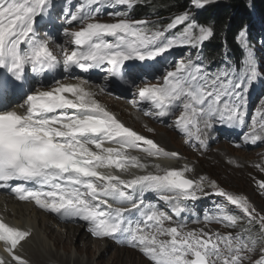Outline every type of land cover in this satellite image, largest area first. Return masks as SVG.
<instances>
[{
  "label": "snow or ice",
  "instance_id": "6c2138e0",
  "mask_svg": "<svg viewBox=\"0 0 264 264\" xmlns=\"http://www.w3.org/2000/svg\"><path fill=\"white\" fill-rule=\"evenodd\" d=\"M135 2L84 0L69 13L67 22H78L81 27L64 31L66 42L74 47L60 48L61 60L49 47L50 42L37 35L35 27L37 18L48 13L51 0H0V95L22 89L27 69L43 73L61 64L64 73L73 68L82 72L100 69L113 77L127 76L135 85L140 65L163 57L176 46L196 47L214 35L211 27L189 22L188 11L177 15L163 30L149 28L145 20L127 18L122 11L111 14L123 17L114 23L98 22L99 5L130 9ZM191 2L199 9L208 0ZM186 22L177 36L166 35ZM237 39L246 49L242 70L222 69L210 74L191 58L174 62L162 83L137 89L140 101L151 109L145 115L165 118L182 109L175 127L189 137L195 128L197 140L200 121L205 128L211 127L214 118L229 126L243 125L242 94L260 78V73L246 41V30H241ZM130 61L138 63L129 66ZM85 83L66 85L56 81L47 90H30L20 106L25 109L22 113L0 108V188H10L20 201L33 202L46 212L83 221L94 237L124 238L138 247L151 264H244L256 251L257 243L260 258L255 264H264V216L257 218L246 198L219 188L215 182L209 183L214 194L247 216L250 223L258 224L259 237L252 238V229H245V236L184 231L179 225L165 227L171 217L155 206L145 205L144 194L155 193L179 215L184 211L179 201L208 194L205 178H186L190 171L187 167L178 170L153 165L155 171H147L150 165L129 155V150L139 149L148 157L162 159H178L179 154L166 152L153 140L124 126L83 87ZM257 115L259 120L252 118L251 130L243 137L246 143L264 138V114L258 110ZM106 143L111 146L105 147ZM101 168H135L144 174L125 180L98 171ZM258 186L264 190V181ZM132 212L139 213V219L126 217ZM214 219L226 227L238 224V216L231 211L220 210ZM30 235L0 221V242L15 264H27L15 250Z\"/></svg>",
  "mask_w": 264,
  "mask_h": 264
},
{
  "label": "rangeland",
  "instance_id": "374dc122",
  "mask_svg": "<svg viewBox=\"0 0 264 264\" xmlns=\"http://www.w3.org/2000/svg\"><path fill=\"white\" fill-rule=\"evenodd\" d=\"M69 1H71V0H51L50 7L54 6V8H49V9L58 10V9H55V7H57V5L61 6L62 4H65L66 2H69ZM72 1L82 3L84 0H72ZM213 1L214 0H208L207 3L213 2ZM113 7H115V6H113ZM117 7H119V10H122V9L125 10L127 8V6H117ZM191 7H193L192 2H191ZM110 8L111 7H107L104 11H102L104 13V15H102L101 18H97L98 22L114 23L118 19L123 18V17H115V16L111 15L112 13H114L116 11L111 10ZM193 9H197V8L193 7ZM117 10H118V8H117ZM167 24H169V22L161 23V30H163L167 26ZM68 27H73V28L79 27V28H77L79 30L81 25L71 23L68 26H66L65 28H68ZM61 33H63V31H61ZM37 34L39 35V32H37ZM166 35L169 38H172L174 36H177L178 33L174 28V29L169 30L166 33ZM106 39H111V38L109 37ZM50 41H52L54 43V40L51 39ZM199 45L200 44H198L196 47H193L191 45L176 46V47L172 48L169 52L165 53L163 57L157 58L155 61H150L149 66L151 67V71L152 72H155V71L160 72V74L158 76H156V75L154 76V79L152 81H154V80L155 81L153 82V84L163 82V77L166 74V72L169 70H173L174 62H179L181 60L187 61L189 58H191L194 63L198 64V61L196 58L189 57V52L191 51V47H192V49H193L192 52L194 53V51L199 47ZM254 52H255L254 57L256 60V66H257L258 72L260 73V78L254 83H255V85H261L262 91H258L255 87H252V84H253L252 83L248 87V91L242 94L244 97V101H245L244 105L245 106L247 105V103L249 101H251L252 106H253V111H252L253 115H255V113H257L258 110L261 114H264V51L262 48L257 46L256 51H254ZM145 84H147V83L142 82L141 85L138 87H142ZM132 98L133 99L128 102V105L130 107H133V109L132 108L130 109L126 105L119 104V102L114 103V101L113 102L107 101L108 105L110 106V109L113 110L114 114H116V115H117V113L119 114V121L121 123H123L124 126L130 128L131 130L135 131L137 134H139V135H141L147 139L153 140L162 149L166 148L165 150L178 153L179 157L181 159H183V160H181V159L178 160L180 162V164L183 166L186 165L187 168L190 169V171H188L186 173V176L191 177L193 180H199L200 177L205 178L204 187H205V189H208V191H206V193L209 194L210 192L214 191L209 186V183L215 182V184L219 188H221V189H223L229 193L239 195V196L246 198L249 202L250 207L255 209V213L257 215V218L259 216H264V190L260 189L258 186L261 181H264V159H262V160L258 159L256 161H253L254 160L253 155L255 153H259L260 151H262V153L264 154V143H263L264 138L257 141L256 143H251V142L246 143L243 139V137H244V135H243L240 137V140H238L239 142H238L237 146L235 147V149H231V147H230L231 151L229 153H227L225 151V148H222L223 151L220 150L221 146L223 147L224 142H226V140H224L223 138H220L221 141L217 140L220 142L204 140V142L207 143L206 147L209 149V153L205 155L206 157L204 156L203 158H201L196 153H194L193 149L196 148L195 146H199L200 144H202L201 143L202 137L200 136V140H197L195 138V135L197 134L196 130H193V133L194 132L195 133L191 137H189L186 134L183 135L182 133L177 131L176 127H174L175 126V120L177 118V114L172 115L171 117L169 116L171 121L166 122V125L163 122H162V124H160V125H165V127H169L170 129H166L163 126L156 127L158 129L157 134L153 135V133H151L150 135L152 138L148 134H146L145 132L141 131V129L139 127V124H140L139 121L141 122V120H144L143 121L144 123H149V122L151 123L152 121H150L148 119H144V118H138L141 116H144L145 118H147V115H145V112L148 110L141 107V106L136 107V104L140 101L138 96L134 95ZM94 99H95V97H94ZM134 103H136V104H134ZM134 107H136V109H134ZM174 113H175V111H174ZM125 114H127L129 116H126ZM245 114H247V111H245ZM257 120H259V119H257ZM216 123H217L216 120L213 121L211 123V127L207 128V129L213 130L215 128ZM200 124H202V126L204 127L203 121ZM248 126H251V123ZM249 129L251 130V127H249ZM160 130H163V132ZM164 133H166V135H164L163 139L158 140L157 138H160L161 135L163 136ZM247 133H248V131H247ZM263 137H264V133H263ZM186 139L192 140V143H189V147L184 145V142L182 141V140H184L187 143L188 140H186ZM157 141L158 142L161 141L162 143L161 142H159V143H161L163 146L159 145ZM229 144L233 145V143H229ZM190 146H192V147H190ZM216 147H220V148L215 149ZM197 149L204 150V149H202V147H199ZM129 152H130V154H133V155H139V156H137L138 159L141 158L140 154L142 151L140 152L139 150L135 149V150H129ZM222 153L225 155H222ZM230 153L237 154L236 158L234 159V156L231 157ZM143 154H144V157H146L148 159L147 164L150 165V167L147 169V171H150L149 170L150 168H152L154 171V167H151V166H153L151 164L153 157H148L145 153H143ZM182 154H185V155H182ZM186 155L191 156L193 158V160L190 161L189 159H187L185 157ZM245 155H249V156L246 157ZM232 160H236V163H237V165L240 166V168L236 167L237 166L236 164L234 165L233 163H231ZM250 161L252 164L250 163ZM193 163H194L195 167L192 166ZM254 166L259 168V169L258 170L255 169ZM179 170H181V169H179ZM140 173L141 174L135 173L133 175L136 176V175L144 174V172H142L141 170H140ZM199 195H203V194H198V196ZM205 202H206V204L210 205V207H211L210 211L212 212V215L206 214L207 215L206 217L209 218L207 220V222H203L202 224H196L194 226L193 225L188 226L187 228L189 230L203 231V232H207V233L219 232V234H221V235H226L228 233H232L233 235H235L237 233H241V234L247 236L248 233L245 232V229H252V231H251L252 238H256V237L260 236V233L258 231V224L250 223L249 218L247 216H245L243 213H240L239 210L234 208V206L227 204V202L222 197H218L216 195H211L208 199H206ZM155 206H157V205H155ZM216 206L218 208H217V210H214L213 208ZM169 210H171V208L164 207L162 211H164L171 218H173V215L171 213H169ZM220 210L231 211L233 214H236L238 216V224L235 227H226L225 224L218 223L216 221V219H214V217L218 214V212ZM189 211L191 214H193L199 218H201V216H202V211L200 209H193V210H189ZM29 218H32L36 222L42 221V222L48 223L49 225L51 224V221H49V219L38 218V217L32 216V215L31 216L29 215L28 217H26L25 220L31 221V220H29ZM178 222H179V220H176V223H178ZM52 224H54V225H50V226L53 227V229H54L56 223H54L52 221ZM167 224L174 225L171 223H166L165 227L170 226ZM67 225H69V224H67ZM187 228H185V229H187ZM60 232H62V231H60ZM82 234H84L83 238L79 237L80 239H78V238L74 237L76 239L75 242L78 241L76 243V246L79 245V246H77L78 248H82L83 244L86 243V241L89 242L90 240H94L97 238V237H94L93 235H91L88 231H86L85 233H82ZM88 237H89V239H88ZM36 238H37V240H36ZM40 238H42V239H40ZM75 239H73L72 242H74ZM81 239H82V241H79ZM110 239L112 242L115 241V239H113V238H110ZM110 239L107 238V240H109V242H111ZM120 239L122 241H126L122 237L119 238V240ZM52 241H53V239L51 237H49L48 234H46L42 225L41 224L38 225L36 223V233L34 234V236L31 239L29 238V240L26 242L27 244L21 248L20 254L23 256V259H25L27 261V264H55L56 261L59 262L60 264H73L72 260L78 256H80L81 259L86 260L85 259V258H87L86 255L85 254L79 255L78 250H75V248H71L69 250V252H66V251H63L62 249L57 248L54 244V241L53 242ZM42 242H44L45 244ZM40 244H43V245H40ZM44 245H46L47 247L46 246L41 247ZM106 245H108V243ZM106 245H105V243L103 244V246L100 245L98 247V249H99V251L100 250L101 251L100 252L96 251L95 254H93V257H92L93 264H96L97 262H100V263L106 262V260L109 257H111V253L115 250V248H118L112 243V246L109 247L106 251V248H107ZM35 247H36V249H35ZM259 247H260V245H259V243H257L256 251L249 254V257L251 256L250 258L245 259L247 263L249 262L248 264H255V262L257 261V260H254V258H256L255 255L256 254L258 255V253H259ZM133 248L134 247H131L130 249L128 248L126 250L133 252L134 253L133 257L134 258L136 257L135 259L140 260L141 262L145 261L147 264H150V260L145 255H144L145 257H143L139 254L140 251H137V250H139V248H136V249H133ZM35 251H37V252L39 251L38 254ZM105 251H106V253H105ZM45 253H48V254H45ZM57 254H58V258H57ZM253 254H254V256H253ZM51 255H53L54 257H52ZM26 257H28V259L30 260L31 263L30 262L28 263V260ZM40 258L41 259L43 258L45 260L42 259V261H41ZM50 258L52 261H50ZM32 260L34 261V263L32 262Z\"/></svg>",
  "mask_w": 264,
  "mask_h": 264
},
{
  "label": "trees",
  "instance_id": "16d2710c",
  "mask_svg": "<svg viewBox=\"0 0 264 264\" xmlns=\"http://www.w3.org/2000/svg\"><path fill=\"white\" fill-rule=\"evenodd\" d=\"M127 11L132 18L147 21L149 28H159L188 11L189 22L214 31L202 53L211 68L229 69L241 57L237 39L241 30H246L247 43L253 38L264 43V0H214L199 9H193L190 0H136Z\"/></svg>",
  "mask_w": 264,
  "mask_h": 264
},
{
  "label": "bare ground",
  "instance_id": "6f19581e",
  "mask_svg": "<svg viewBox=\"0 0 264 264\" xmlns=\"http://www.w3.org/2000/svg\"><path fill=\"white\" fill-rule=\"evenodd\" d=\"M39 26V25H38ZM69 31H73V30H69ZM51 37L55 38L56 41L58 42L57 44L59 45V49L60 48H68V47H74L73 45H71L70 43H67L66 42V37H62L60 38L58 36V31H56L55 33L51 34L50 35ZM49 47L51 49H54L52 47L51 44H49ZM70 49V48H69ZM59 81L62 83V84H72V85H75V84H80V82L76 83L75 81V78L72 77L71 75H66L65 77H62L59 79ZM154 82V81H153ZM153 82H150L153 84ZM55 85V82H52L51 84H48V85H45L43 87H41L42 89L41 90H47L48 88H50L51 86H54ZM84 88H90L92 94H94L95 96V100L102 106L104 107L106 110H109L111 113L114 114L113 110L110 109V106L108 105L107 101H111L114 103H118L119 104H123V105H126V102L129 100L127 96H121V97H108V96H103L102 94L99 93V91L97 89L94 88V85H83ZM137 89L138 87H135L131 90V95H136L137 93ZM130 98V97H129ZM22 100H20L21 102ZM106 101V102H105ZM19 102V101H18ZM21 104V103H20ZM178 111L179 110H182V109H177ZM176 110V111H177ZM178 114V113H177ZM126 116H129L127 114H125ZM144 120H141V122L139 121V127L141 129V131L145 132L146 134H148L150 137H151V133H153V135L157 134V128L156 127H160V126H163L165 127V125H160L159 123L157 122H149V123H144L143 122ZM171 121V119L169 118V122ZM200 123H202V121H200ZM199 123V128H200V132L198 133L202 138L201 140L203 141L202 144H200L199 146H195L196 148L193 149L194 153H196L198 156H200L201 158H203L206 154L209 153V149L206 147L207 143L204 142V140L206 141H217V137H219V135L216 133V131L214 130H208L207 128L203 127L202 124ZM170 124V123H169ZM173 127V126H172ZM166 129H170L169 127H165ZM193 130H196L195 128H193ZM163 132V130H160ZM218 131L220 132V130L218 129ZM195 133V132H194ZM164 135H166V133L163 134V136L161 135L160 138H157L158 140H162ZM261 136L263 137V133H261ZM152 138V137H151ZM156 139V138H155ZM154 139V140H155ZM156 139V140H157ZM184 142V145H186L187 147H189V141L186 143V141L182 140ZM158 142V141H157ZM161 142V141H159ZM159 145L163 146L161 143H159ZM181 142V141H180ZM264 143V142H263ZM164 144V143H163ZM182 144V143H181ZM192 147V146H190ZM199 147H202V149L204 150H201V149H197ZM235 149L236 145L233 143V145H230L229 143H224V146L222 147L221 146V151H223L222 148H225V151L227 153H229L231 151V149ZM217 148H220V147H216L215 149ZM166 149V148H165ZM164 149V150H165ZM213 149V148H212ZM95 150V149H93ZM219 150V151H220ZM166 152H171V151H168V150H165ZM215 151V150H214ZM224 151V152H225ZM223 152V153H224ZM222 155H225L223 154ZM182 155H185V154H182ZM231 157L234 156V159L236 158L237 154H234V153H230ZM134 156V155H132ZM239 156V155H238ZM246 157H248L249 155H245ZM187 159H189L190 161L193 160V158L189 155H186L185 156ZM199 157V158H200ZM206 157V156H205ZM254 157V160L253 161H256L258 159L262 160L264 159V154L262 153V151H260L259 153H255L253 155ZM168 163H171L169 161H166L165 164H168ZM231 163H233L234 165L236 163V160H232ZM251 163V161H250ZM252 164V163H251ZM156 165V164H155ZM159 165L161 168L163 169H169V167H164L162 166L161 164H157ZM192 166L195 167L194 163L192 164ZM252 166V165H251ZM236 167L240 168L239 165H237ZM250 167V166H249ZM255 167V166H254ZM255 169H259L257 167H255ZM155 171V169H154ZM128 176V179H131L134 177V175H127ZM122 179H124L123 177H121ZM128 179H125V180H128ZM208 191V189H205V192ZM145 196V202L147 203H151V201H155V200H158V197L155 193H151V192H148V193H145L144 194ZM198 199V198H197ZM196 199V200H197ZM0 200H2V203L6 202V199L3 198V197H0ZM12 202H14V200L10 199ZM160 201V200H158ZM161 202V201H160ZM179 204L180 205H183V204H189V205H192L191 202H187L186 200H181L179 201ZM2 208H10V211L20 220V224H14V223H10L12 226H15V227H18L20 229H23V230H26V231H29L31 234H33V227L31 225V221H26L25 219H23L24 216L26 215H29V213H31L32 216H36L38 218H44V219H47L45 218L46 216H43V215H39V212H37L36 210L32 209L31 207L29 206H26V205H22V204H17L16 205H12V204H9V206L7 207H4L2 205ZM130 214V213H129ZM182 213H180L179 215H181ZM176 220H179V219H176ZM82 222V221H81ZM78 223V224H70V225H65V224H62V223H56L55 225V228L53 229V227H51L48 223L46 222H42V221H37V223L41 224L42 227L44 228V231L46 232V234L49 235V237H51L54 241V244L57 248L59 249H62L63 251H66V252H69V250L71 248H75V250H78L79 252V255H82V254H85L87 258H85L86 260H83L81 259L80 256L78 257H75L73 260H72V263L73 264H93V254H95L96 251L100 252L98 247L101 245L103 246V244L105 243V245L108 243L107 248H106V251L109 247L112 246V243L109 242V240H107V238H96L94 240H90L89 242L86 241V243L83 244L82 248H78L77 245L76 246V243L78 242H75L76 239L75 238H83L84 233L85 231H87V228L85 226V223ZM176 223V222H174ZM186 223L188 224V226H191V225H196V224H202V223H198L192 219H189L186 221ZM34 224V222H33ZM167 225H170V224H167ZM176 224L174 225H170V226H175ZM198 226V225H197ZM79 229H78V228ZM62 230H61V229ZM190 228V227H189ZM184 231H192V230H189L188 228L185 229L183 228ZM62 231V232H60ZM219 234V232H217ZM82 234V235H81ZM86 236V235H85ZM75 237V238H74ZM80 237V238H79ZM90 237V236H89ZM88 237V239H89ZM35 238V237H34ZM42 239V238H40ZM74 240V242H72ZM37 240V238H36ZM51 240V239H50ZM86 240V239H85ZM111 240V239H110ZM42 241V240H41ZM52 241V242H53ZM79 241H82L79 240ZM44 243V242H42ZM81 243V242H80ZM45 244V243H44ZM129 244V243H128ZM40 245H43V244H40ZM46 245L44 246H41V247H45ZM130 247H133L132 245L129 244ZM47 247V246H46ZM36 249V247H35ZM34 249V250H35ZM40 249V248H39ZM128 248L126 247H118V248H115V250L111 253V257H109L106 262H97L96 264H147L145 261L141 262L140 260H137L133 257L134 253L129 251V250H126ZM46 250V249H45ZM105 250V249H104ZM103 250V251H104ZM105 251V253H106ZM140 251V249L138 250ZM37 252V251H35ZM39 252V251H38ZM37 252V254H38ZM141 252V251H140ZM49 253V252H48ZM48 253H45V254H48ZM26 254V253H25ZM104 255V254H103ZM47 256V255H46ZM50 256V255H49ZM52 257H54L53 255H51ZM254 256V254H253ZM102 257V256H101ZM251 257V256H250ZM256 258H254V260H258L260 258V255L258 253V255L256 254L255 255ZM28 258V257H27ZM56 258V257H55ZM57 258H58V254H57ZM61 258V257H60ZM59 258V259H60ZM32 259V258H31ZM41 259V258H40ZM43 259V258H42ZM41 259V261H42ZM49 259V258H48ZM45 260V259H43ZM69 260V259H68ZM146 260V259H145ZM50 261L51 258H50ZM60 261V260H59ZM32 262L34 263V261L32 260ZM62 262V261H61ZM29 263V262H28ZM55 263V262H54ZM68 263V262H67ZM249 263V262H248ZM246 262V260H244V264H248ZM55 264H60L59 262L56 261ZM151 264V262H150Z\"/></svg>",
  "mask_w": 264,
  "mask_h": 264
},
{
  "label": "clouds",
  "instance_id": "9594fccd",
  "mask_svg": "<svg viewBox=\"0 0 264 264\" xmlns=\"http://www.w3.org/2000/svg\"><path fill=\"white\" fill-rule=\"evenodd\" d=\"M3 198H5V197H3ZM9 204L16 205L10 199L9 200L6 199V202H4V203H2V200H0V221H3V222L7 223L10 226H11L10 223H14V224L18 225V224H20V220L10 211V208H8V209L2 208V205L4 207H7V206H9ZM45 218H47V219H49V221H51L50 225H54V224H52V219L49 216H46ZM23 219H26V217H23ZM29 220H31V225H32V227L34 229L33 234H31L30 237H29L31 239L34 236V234L36 233V223L37 222L35 220L31 219V218H29ZM33 222H34V224H33ZM37 224L40 225L39 223H37ZM13 227H15V226H13ZM15 228H17L19 230H23V229H20L18 227H15ZM29 238L25 242H21L22 243V247L27 244L26 242L29 240ZM22 247L18 246L15 251H16L17 255H20L23 258V256L20 254V250H21ZM27 260H28V262H30V260L28 258H27ZM0 261H3V264H15V261H12L11 257L9 256V254L5 251V245H4L3 242H0Z\"/></svg>",
  "mask_w": 264,
  "mask_h": 264
}]
</instances>
